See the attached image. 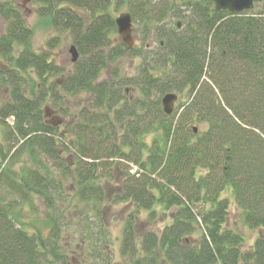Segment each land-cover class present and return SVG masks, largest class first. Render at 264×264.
<instances>
[{"label": "trees", "instance_id": "obj_1", "mask_svg": "<svg viewBox=\"0 0 264 264\" xmlns=\"http://www.w3.org/2000/svg\"><path fill=\"white\" fill-rule=\"evenodd\" d=\"M31 1L54 32L70 35L79 57L67 69L48 48L34 50L16 0H0V86L8 90L0 118L13 117L0 160V188L13 195L12 201L0 195V264L59 257L56 239L67 225L62 214L42 237L22 220L23 210L37 209L21 205L33 208L44 195L50 208L66 178L96 220L75 225L91 260L112 264L103 208L125 203L119 254L130 264H264V0L256 12L240 13L214 9L212 0H127L133 21L159 39L154 54L142 55L136 77H127L137 90L131 101L117 70L112 81L100 78L122 55L140 56L115 36L120 0ZM170 91L188 95L178 116L161 108V95ZM82 93L89 98L71 128L59 132L45 122L40 106L47 99L62 109L64 97ZM25 152L51 161L59 179L39 166L15 169ZM130 160L135 173L124 164ZM225 191L245 224L262 229L251 248L244 250L242 234L227 226ZM157 206L173 210L170 223L159 231L138 228L140 211L153 219Z\"/></svg>", "mask_w": 264, "mask_h": 264}, {"label": "rangeland", "instance_id": "obj_2", "mask_svg": "<svg viewBox=\"0 0 264 264\" xmlns=\"http://www.w3.org/2000/svg\"><path fill=\"white\" fill-rule=\"evenodd\" d=\"M158 1V0H157ZM20 11L22 12L24 19L27 25L32 30L31 43L34 50L38 51L48 48L51 53V56L56 61L57 64H60L64 68L71 69L72 54L70 52L71 45H74L69 34L64 33L62 35L57 34L50 28L48 23V17H41L36 12V5L31 0H16V3ZM127 0H120L119 7L113 11V17L115 18L120 12H129ZM259 7L255 4L249 12H256ZM130 13V12H129ZM0 17V33L4 30L5 23ZM133 19V18H132ZM166 21V20H165ZM179 21V20H178ZM168 22V21H167ZM180 22V21H179ZM133 35L135 37L134 44H132V48L134 52H140V56L131 55L129 52L117 58L116 61L106 66L101 72V79H108L112 81V71L117 70V79L121 81H125L126 84L123 89V97L128 98L130 101L137 96V90L133 85H131L130 81H126L129 78L136 77V73L138 67L143 63L142 55L143 54H154V52L158 48V40L152 34H148L143 29V26L139 23L133 21ZM169 26H173V21L169 22ZM58 35L59 39L52 46L47 45V41ZM118 39V33L116 31L115 34ZM77 52L78 49L75 46ZM79 54V52H78ZM58 79V77H53L50 80ZM178 98L175 102L174 111L177 110V107L181 103L188 102L187 96L185 93L179 94L177 93ZM8 98V90L7 88L0 86V106L7 100ZM89 98L87 93H82L78 95H71L68 97H64L62 104V109L68 111L66 116H64L63 110L59 107L52 105L50 99H47L45 103H43L41 107V113L45 122L50 123L55 126L57 131L63 132L65 127L71 128L73 124L76 122V116L79 109L86 106V100ZM183 105L178 108V112L176 111V115L182 110ZM64 110V111H65ZM13 117L9 116L5 118V120H1L0 118V160L1 155L8 149L10 145V140L5 136L8 125H12ZM67 124V125H66ZM196 127L194 124L193 128ZM197 129V127H196ZM152 134H148L145 137V141L149 144L151 143ZM28 153L25 152L20 156L18 162L14 165L15 169H18L21 165L27 166H39L44 173H50L52 177L55 179H59L60 172L57 171L56 167H53V163L51 161L43 160L42 157H36L31 159ZM62 155L67 159V163L71 162L70 156L67 153L62 152ZM39 161H43V164H38ZM128 166V171L130 173H135L137 167L133 165V161H127L124 163ZM48 168H51L48 169ZM126 168V167H125ZM62 193L60 196L53 197V204L48 208L46 196H40L35 199V206L33 208L27 207V205H21V209H37V213H32L30 210L22 211V220L25 225V229L29 232H36L41 234L42 237H47L48 234L52 231L53 225V216L58 217L59 213H61V220H66L65 223L67 225L61 229L56 239V249L59 255L58 258L51 257V262L46 264H103V260L100 258H95L91 260L90 253L87 252L88 244H86L82 238L81 234L78 233V227L75 226L79 222H85L86 220L95 222V217L92 214L90 209L91 204L80 203L75 198V192L73 189V184L70 181V178H66L62 180ZM114 183V181H111ZM0 195L2 198H5L7 201H12L13 195H10L6 192L5 187L0 188ZM224 195L229 198L230 209L229 215L227 218V226L230 229L238 231L242 234L244 239L243 249L246 250L251 248L254 244L255 239L259 234L262 233V229L260 228H249L244 222V214L239 206L236 205L235 200L230 192L225 191ZM128 206L125 203H118L109 207V204L106 203L105 211L103 212V217L105 219V223L107 225V231L109 233L108 236V247L107 251L110 253V261L112 264H130L128 260L122 258L119 254V247L121 243L122 237V228L125 217L128 213ZM47 209H52L47 211ZM156 209H161L159 206ZM173 210L161 211L158 210L156 216L153 219H149V212L144 210L140 211L137 222L138 228L143 229L151 227L152 229L159 231L166 224H169L171 221V213ZM55 222V221H54ZM96 223V222H95ZM140 226V227H139ZM142 226V227H141ZM198 235L195 234L194 238ZM86 246V248H85Z\"/></svg>", "mask_w": 264, "mask_h": 264}, {"label": "water", "instance_id": "obj_3", "mask_svg": "<svg viewBox=\"0 0 264 264\" xmlns=\"http://www.w3.org/2000/svg\"><path fill=\"white\" fill-rule=\"evenodd\" d=\"M214 4V9L217 10H228L234 13H240L242 11H247L253 8L255 1L262 0H212ZM114 23L116 25V31L118 33V39L128 48H132L134 44L133 33V19L129 12H120L115 18ZM180 26V22H178ZM70 52L72 54L71 61L75 62L79 54L74 45H71ZM178 95L174 91L167 92L161 95L160 103L164 114L170 115L173 113L175 108V102L177 101ZM196 131V127L193 128Z\"/></svg>", "mask_w": 264, "mask_h": 264}, {"label": "flooded vegetation", "instance_id": "obj_4", "mask_svg": "<svg viewBox=\"0 0 264 264\" xmlns=\"http://www.w3.org/2000/svg\"><path fill=\"white\" fill-rule=\"evenodd\" d=\"M256 3H258V2H255L254 5H255ZM160 44H162V41L160 42Z\"/></svg>", "mask_w": 264, "mask_h": 264}]
</instances>
